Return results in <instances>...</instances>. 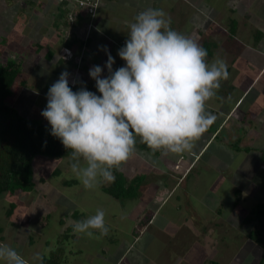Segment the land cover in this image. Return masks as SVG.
Segmentation results:
<instances>
[{
    "label": "rangeland",
    "instance_id": "obj_1",
    "mask_svg": "<svg viewBox=\"0 0 264 264\" xmlns=\"http://www.w3.org/2000/svg\"><path fill=\"white\" fill-rule=\"evenodd\" d=\"M112 1L103 0L100 3L97 17H84L80 25H78V28L84 33H79L80 37H95V42L89 47H83V51L77 46V52L81 51L79 52V59H81V56L82 58L87 56V59L91 57L94 61V55H96L99 59L98 63L92 62L93 65L83 71L72 64L66 70L69 76L73 75V79L77 78L81 81H91L93 84L92 92L100 95L95 86V80L89 75V69L98 64L104 69L102 77L108 75L107 68L104 67L108 57L105 51L102 50V46H107L108 51L113 55L117 63L113 64L114 71L124 66L125 61L119 57L118 49L124 46L125 41L128 39L130 24L135 22V17L142 11L149 8L163 9L171 18V28L194 39L201 46L204 40L216 43L217 46L214 49V56L211 61L218 56L227 63L230 74L229 78L221 81V87L216 91V95L205 106L208 112L217 117L212 124L213 127L209 128L210 130L215 129L218 117L221 115L220 111L222 109L226 110L233 103L236 96L242 93L239 90L247 86L256 77L260 64L264 63L263 58L258 57V55L255 58L251 53L255 52L254 46L251 43L257 37V30L251 27H244L245 21H242L239 18L241 15H238L241 13V9H244L248 16L253 15L254 10L250 8L252 6L260 10V6H257L255 3L256 1ZM6 4L5 2L0 3L1 11ZM262 8L264 6H261ZM4 10L6 12L9 9ZM13 13L18 14V11L14 10ZM45 15H47V19H51L49 11ZM53 15L52 18L55 19V15ZM233 18L237 20L238 24L235 25L238 26L235 27L236 37L234 35L232 38L229 25L233 21ZM26 19L27 15L23 13L22 15L19 14L16 20L20 26H24ZM75 21L78 22V19ZM91 23L95 26H91ZM68 26L69 33L74 34L75 31L72 30L73 26ZM25 27L23 28L25 29ZM239 30L243 32V40L247 39L245 41L246 45L239 44L237 40L240 37L238 34ZM250 37H252L251 42L248 41ZM29 47L32 52H35L39 48V45L34 48L33 42H29ZM1 60L5 62L6 56H1ZM29 60H26V63L22 66L21 76L18 77L19 79L16 80L13 86V96L7 99V103L17 108L25 117L47 121L41 115L42 110L47 105V93L42 89L41 85L36 86L33 90H28L31 88L30 85L22 87L21 79L30 78L36 82L49 78L51 84H53L58 79V76L55 75L57 72L54 70L49 73L50 69H47V67H36V64L34 65L36 62L34 61L40 60L39 58H34V60L31 58L30 62ZM78 63L84 64V59ZM233 87H235V90L230 89H233ZM252 88L254 89L251 90ZM251 89L244 96L245 101L242 108L252 107V111L256 109L257 112H260V116L258 113H255L251 115V118H255L256 120L262 119L264 108L260 107L264 105V72L258 76ZM217 100H221L222 102L220 111L218 110V113H213L208 106L214 107V102ZM243 122H240L239 119L237 123L230 122L226 127H221L217 133L224 140L220 139V136L211 140L199 156L197 163L195 162L193 170H189L186 184L182 185L171 198L170 202L159 210L154 217L157 218L154 224H148V219L151 217L154 209L157 208L158 203L150 200L152 199L150 195H143L141 200L135 201L138 203L135 208L129 205L134 200L123 202L125 207L133 208L132 218L142 214L144 222L148 224L145 234L139 241L146 246L148 245L147 247L151 245L150 251L161 256V260L157 261H163L164 264H201L205 260V257H208L209 260L206 261V264H211L215 261L220 264H264V231L255 221L244 223L245 217L251 214L252 209L264 201V185L262 183L264 161L261 158V152L264 150V123H255L259 126L258 128L257 126L254 127L257 130L259 129L257 133L252 132L251 135V133L246 132L242 135L243 133L237 132V129L242 128ZM228 130H232V133L228 132ZM206 135L207 137L203 135L196 142L195 147L190 153H194L199 145H202L203 142L209 139V135L211 134L207 133ZM241 135L243 136L240 140L241 148L251 147L252 150L238 151L231 147L229 143L234 142ZM138 142L140 140L137 138V150L135 154L127 162L123 163V167L121 166L120 168L125 169L124 172L131 177L138 174L149 176L148 173L150 176L157 177L158 172L155 173V168H157V170L160 169L159 174L165 177L167 174L165 172L166 166L171 168L174 163L171 159H175L179 155L173 153L168 155V153L162 151H158L159 153L144 152L141 148L137 147ZM184 153L187 156L185 158L186 161L189 162L190 155L188 152ZM71 163H73L71 156L49 157L38 154L34 157L32 169L35 189L29 192H6L0 197V243L11 246L30 261L36 253H41L43 257L46 256L48 259H53L50 254L51 250H58L62 247L63 257L67 258L64 250L72 249L74 251L78 243H88L87 245L89 246L90 239L85 241L84 237L75 243L72 241V232H66L65 230H68L67 227L74 223V215L81 212L80 207L83 204L86 203L88 211L92 214L95 213L93 210L100 209L101 205L104 206L100 198L102 195L97 191L102 181L94 189H85L80 180L72 172ZM71 179H74L76 182L66 185L65 182ZM165 184L170 186V179L159 181L157 186ZM151 188L153 187L150 185L149 189ZM79 189L83 190L80 192ZM178 195L180 197H177ZM178 198L184 203L183 205L180 204V200L179 204L181 208L179 210L175 208ZM187 198L191 201V205L189 206L185 205ZM238 201L239 204L237 203ZM10 202H16L17 204L16 209L11 215L7 214ZM126 204L128 205L126 206ZM144 207H147L150 211L143 213ZM194 208L198 211L199 215H196L192 211V209L195 210ZM172 213L175 216L182 214V217L186 216L189 219L187 226H183V228H177L176 226L175 233H173V230L169 226L165 229L162 226L163 222H167L166 219L162 220V216L166 217ZM63 217H65L66 224L60 221ZM198 218H200L199 222ZM132 221L131 218L123 219L122 223L127 227L129 225L131 227ZM201 225L203 226L199 227ZM257 228L259 230L256 238L250 232L252 229L257 231ZM216 230H218V233H215ZM162 231L164 235H160ZM176 232L178 233L176 234ZM32 239L34 242L31 244L30 240ZM71 241L72 243L69 244ZM88 246L82 247L84 250L83 255L75 257H73L74 255H69L68 264H83L84 257L87 262L85 264H93L90 259L91 251ZM158 248L162 250L159 251ZM57 254L59 255L60 252L58 251ZM135 256L136 251H133L128 256V262L132 261ZM78 257L80 258L79 263ZM51 263L58 264V261H55V263L52 261ZM42 264L44 263L42 262Z\"/></svg>",
    "mask_w": 264,
    "mask_h": 264
},
{
    "label": "clouds",
    "instance_id": "obj_2",
    "mask_svg": "<svg viewBox=\"0 0 264 264\" xmlns=\"http://www.w3.org/2000/svg\"><path fill=\"white\" fill-rule=\"evenodd\" d=\"M102 50L108 75L102 77L99 65L89 69L100 95L85 87L73 91L65 71L49 87L41 112L50 134L71 150V170L85 189L114 181L113 169L135 154L137 138L152 153H190L217 119L206 103L230 75L224 59L209 61L203 46L171 28L163 9L142 11L130 24L128 39L118 49L124 66L114 71V57L107 46ZM72 227L89 238L109 232L103 209ZM0 262L42 264L43 255L36 253L30 261L0 243Z\"/></svg>",
    "mask_w": 264,
    "mask_h": 264
},
{
    "label": "crops",
    "instance_id": "obj_3",
    "mask_svg": "<svg viewBox=\"0 0 264 264\" xmlns=\"http://www.w3.org/2000/svg\"><path fill=\"white\" fill-rule=\"evenodd\" d=\"M253 1H256L255 2L256 5L260 6V10L258 8L255 9V7L251 5L253 7V8L250 7L251 10H254L253 15L248 16V14H246L244 9H241L240 10L241 13L238 15H241V17L239 18L242 21H245L243 25L244 27H247V28L251 27L257 30L256 39L253 38L254 40H252V37H250L248 41L251 42L252 40L251 44H253L254 46L253 49L255 50V52L254 53L251 52L252 55L255 58L258 55V57L264 59V8L261 9V6H264V0H253ZM2 2L7 3L6 6L2 9V11L0 10V14H1V17H0V48L2 49V57L6 56V60L12 59L17 64L20 65L21 71H20L19 76H21L22 69H23L22 66L26 63L25 61L26 60L28 61L29 59L31 60V58H33V60L34 58L40 59V60L34 61L36 62L34 63V65L36 64V67H40V66L47 67V69H50L49 73L55 70L57 72L55 73V75L58 76L57 77L58 79L60 77V74L62 72H65L67 68L70 67L72 64H74V66L77 67L78 62H75L74 60L73 62L72 61L68 62V61L63 60L62 58L63 50L65 47L64 42L66 40V36L70 33L68 31L69 26L65 22V20L63 19L64 21H60V20L58 21V15H57L58 5H57L56 0H0V3ZM111 2L113 1L111 0ZM4 9H9V10L4 12L5 11ZM14 10H17L18 14L13 13ZM47 11L50 12L51 19L46 18L47 15H45V13ZM53 12L55 15V19L52 18ZM23 13L27 15V19L24 24V26H26L25 29L23 28L24 26H20V24H18L16 20L19 14L22 15ZM233 21H235V23L238 24L235 18H233ZM231 25L232 24H230L229 26ZM237 26L238 25H236V27ZM72 30L75 31L76 35H78V33L84 34L82 30L78 28V24L76 26H73ZM229 30H230V27H229ZM242 33L243 32L241 30L238 31V34L240 37L237 40L239 44H245V41L247 40V39L243 40L244 35H242ZM92 40L93 42H95V37H93ZM29 42H33L34 48L35 46L39 45V48L35 52H32L29 47ZM248 45L251 46L250 44ZM77 46H78V42L75 45V48L73 50L76 53L75 54L73 52L75 57L79 56L78 55L79 51L77 52V48H78ZM89 58L91 59V57ZM89 58L87 59V56L84 57L85 59L84 63L87 65V68H89V66H92L93 63H98V60H99L98 56L94 55V61L92 59L90 60ZM101 62L103 63V61ZM115 64L117 63L115 62ZM263 72H264V63L260 64L256 77H254V79L251 82H249L247 86L239 90V92H242V93L236 96L233 103L229 107H227L226 110L224 109H222L221 111L219 110L222 104L221 100L215 101L214 107L208 106L211 112L218 113L220 111L221 115L218 117V121L216 122L217 124L216 128L210 131L207 130L208 132L206 131V133L203 134L205 137H207L206 135L207 133L211 134L209 135V139L206 142H203L202 145H199L197 150H195L194 153L188 152V154L190 155L189 162H187L185 159L187 157L186 153L178 154L179 157L175 159H171L172 162H174L173 166L171 168L166 166L165 172H167V174L165 175V177H162V175L159 174L160 169L157 170V168H155V173L158 172V176L153 177L152 175L150 176V174L148 173L149 176H146V179L141 183V186L138 190V195L133 198L113 197L105 190V187L109 185L111 182L102 181V184L98 186L97 191L102 195V197L100 198L102 199V203L106 207L105 208L104 206L101 205L100 209H103L105 212V222H106V225L109 227V232L106 236L100 237L98 239L89 238L83 234H77L73 232L72 238H74L73 241L75 243L79 242L85 237V241H88L90 239V244L88 246L87 245L88 243L87 244L78 243V245H76V250L74 251L70 249H66L65 252H66L67 258H65V260L67 261L64 264H68L69 255H74L73 257L77 255L78 256L83 255L84 253V250L82 248L83 246L84 247L88 246V248L90 249L91 251L90 259L92 260L93 264H164L163 261L161 262L157 261L159 259L161 260V256L157 255V253H152L153 251H150L151 245L147 247L148 245L146 246L145 244L139 241L140 238L142 239L143 235L145 234L148 224H154L156 222L157 218H154V217L159 212V210H161L165 204L170 202L171 198L175 195V193L178 191V189L182 185L186 184L187 182L186 180L189 177L188 176L189 170H193L192 168H194L195 162L197 163L199 156L202 154L204 149H206V147L211 142V140L218 136L219 133L217 132L221 129L222 126L226 127V125H228V123L230 122L237 123V120L239 122V119H240V122H243V121L244 122L241 125L242 128L237 129V132H242L244 134L246 132H249L252 135V132L257 133L259 131V129L257 130L259 126H257L255 123L257 124L258 122L264 123V119H263L264 115L262 119L259 118L256 120L255 118H251V115L258 113L260 116L259 111L257 112L256 109L255 110L253 109L252 111V107H247L245 109H243L242 107L245 101L244 96L247 94V92L250 91L253 84H255L258 76H260ZM50 84H51V80H49V78L45 80L36 81V82L34 79H30V78L21 79L22 87L25 85L31 86V88H29L28 90H33L34 88H36V86L41 85L42 89L45 90V92L47 93L48 87L52 85ZM230 89L235 90V87H233V89L232 88ZM253 89L254 88H252L251 90ZM216 107L217 109H215ZM260 108H264V105H262ZM229 117L230 119H228ZM256 126L257 128H254ZM231 131L228 130V132H231ZM234 134L238 135L237 133H234ZM169 154L170 153H168V155ZM119 170L124 171L125 169L119 168ZM167 179H170V186L166 184L162 186H157V183L159 181L167 180ZM183 181L184 183L182 184ZM150 185L153 187L151 188L152 190L149 189ZM82 190L83 189H79L80 192ZM143 195H150L152 197V199L150 200H153L158 203L157 208L154 209L151 217L148 219V222H149L148 224L144 222L142 214L136 216L135 218L131 217L133 208H135L136 205L138 204L135 201L141 200L143 198L142 197ZM177 197H180V195H178ZM130 200H134V202L129 204L133 208L125 207L123 202H128ZM180 200L181 199L178 198L175 204V208L178 210L179 208H181L180 204L182 205L184 204L182 200L180 203ZM127 205L128 204H126V206ZM185 205L186 206L191 205V201L188 198L186 199ZM236 205L237 203L235 204V207ZM80 210L81 212L84 213V219L95 214V213L92 214L90 211H88L86 207V203L83 204L82 207H80ZM93 211L96 212V210H93ZM148 211L150 210L147 207H144L143 213L148 212ZM192 211H194L196 215H199L196 209L195 210L192 209ZM130 218L133 220L132 225L131 227L130 225L129 227H127L126 225H124V223H122V220L130 219ZM200 218H198V222ZM64 219L65 217H63L61 220L65 222ZM163 219L167 220V222L162 221L163 222L162 226H164L163 229L169 226L171 230H173V233H175L176 231V228H175L176 226L177 228H180V227L183 228V226H187L188 221H189V219L186 216L182 217V214H177V216H175L173 215V213L167 215L166 217L162 216V220ZM74 222L76 221L74 220ZM66 223L67 222H65V224ZM202 226L203 225L199 227H202ZM93 231H94V237H99V232L96 230H93ZM177 233L178 232H176V234ZM215 233H218V230H216ZM160 235H164L163 231L160 233ZM145 249H146V252H145ZM158 250L161 251L162 249L158 248ZM133 251H136V256L133 258L132 261L128 262V256L131 253H133ZM207 260H209L208 257H205V260L201 264H206ZM79 262H80V258L78 257V263ZM85 263L87 262L84 257L83 264Z\"/></svg>",
    "mask_w": 264,
    "mask_h": 264
},
{
    "label": "trees",
    "instance_id": "obj_4",
    "mask_svg": "<svg viewBox=\"0 0 264 264\" xmlns=\"http://www.w3.org/2000/svg\"><path fill=\"white\" fill-rule=\"evenodd\" d=\"M58 5V21H64L68 25L76 26L80 25L81 20L86 17L88 18L90 15H84L82 12L78 13L77 17L70 18V10L67 7V2ZM97 17V16H96ZM64 19V20H63ZM78 19V22L75 21ZM230 26L231 37L236 34V23L233 21ZM93 37L89 36L86 38H82L75 33H71L66 36L65 47L63 50L62 58L65 61L73 62L74 61H82L79 59V56L75 57L74 48L78 42V47L83 49V47H89L93 42ZM208 52L207 59L211 61L214 56V49L216 48V43H212L211 41L204 40L202 45ZM70 49L72 52V57L68 58L67 50ZM83 51V50H82ZM81 52V51H79ZM76 54V53H75ZM2 49L0 48V197L6 193L11 192L14 193L16 191H33L35 189V182L33 180V169H32V161L34 157L38 154H42L49 157H68L71 156V150H68L63 146L61 141L52 136L51 126L48 121H39L36 119H31L23 116L19 110L7 103V99L13 96L14 90L13 86L18 78L21 67L12 59H8L5 62L1 60ZM85 60V59H84ZM79 64V63H78ZM79 70H87V65L79 64L77 65ZM73 76V75H72ZM70 76L69 86L73 91L79 90L81 87H85L89 91H93V84L91 81H81L77 78L73 79ZM49 89V87H48ZM213 127L212 125L209 127ZM210 129H208L209 131ZM207 131V132H208ZM244 135V133L242 134ZM237 137V139L229 143L231 147L235 150H252L251 147H246L242 149L240 146V140L243 136ZM217 136V135H216ZM220 136V135H219ZM218 136V137H219ZM139 139V138H138ZM220 139H223L220 136ZM224 140V139H223ZM138 148H141L144 152L151 151L145 144L138 142ZM137 150V149H136ZM156 153H159L158 151ZM261 158L264 161V150L261 152ZM113 174L115 176L114 181H111L109 185L105 187V190L116 198H133L138 195V190L141 186V183L146 179V175H137L133 178H130L124 171L113 169ZM74 179L67 180L66 185H71L75 183ZM262 183L264 185V169L262 176ZM239 202V201H238ZM237 202V203H238ZM16 202H10V208L7 210V214L11 215L12 212L16 209ZM251 214L246 216L244 219V223L248 222H257L258 226L264 231V201L260 202L252 209ZM49 217V215H48ZM74 219L84 220V213L78 212L74 215ZM61 223L64 222L60 220ZM73 224H70L65 231L72 232L73 236ZM258 230H251V235H255L257 238ZM74 238H72L73 241ZM72 241L69 243L71 244ZM34 240H30L32 244ZM64 248V247H63ZM72 250V249H70ZM60 252L58 255L57 252ZM62 247L58 250H51V256L53 259H48L46 256L43 257L44 264H53L52 261H58V264H64L67 260L63 257ZM73 251V250H72ZM64 254H66L64 250ZM55 257V258H54ZM67 257V256H66ZM211 264H220L215 261Z\"/></svg>",
    "mask_w": 264,
    "mask_h": 264
},
{
    "label": "built area",
    "instance_id": "obj_5",
    "mask_svg": "<svg viewBox=\"0 0 264 264\" xmlns=\"http://www.w3.org/2000/svg\"><path fill=\"white\" fill-rule=\"evenodd\" d=\"M57 4H62L67 2V7L70 10V18H75L78 13H83L84 15H90L89 17L94 18L97 16L98 10L100 9V3L103 0H56ZM91 26H95L93 23ZM68 58L72 57V52L70 49L67 50Z\"/></svg>",
    "mask_w": 264,
    "mask_h": 264
}]
</instances>
